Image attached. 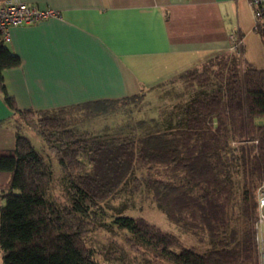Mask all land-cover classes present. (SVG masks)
Here are the masks:
<instances>
[{
    "label": "trees",
    "instance_id": "16d2710c",
    "mask_svg": "<svg viewBox=\"0 0 264 264\" xmlns=\"http://www.w3.org/2000/svg\"><path fill=\"white\" fill-rule=\"evenodd\" d=\"M256 31L264 41V23L258 22ZM20 65V56L0 32V92L17 115L39 114L32 125L43 134L59 135V145L52 149L69 178L74 200L72 204L49 200L53 169L31 139L18 133L15 148L0 150V188L4 190L0 245L4 264H104L94 257L85 240L89 223L84 217L98 203L115 195L140 165L183 170L188 181L201 189L195 195L177 182L146 179L171 221L194 233L206 230L215 246L206 253L182 246L176 235L143 217L119 215L114 220L116 225L128 230L156 257L173 264H260L254 225L241 239L236 230L224 237L234 192L230 176L222 172L226 162L235 158L242 162L248 175L242 193L243 210L253 220L257 214L255 191L264 183V68L248 62L244 70L229 66L227 77L219 70L216 77L221 83L217 88L211 75L188 70L189 76L182 77L203 90L193 100L184 128L172 134L91 138L85 147L69 130L62 113L86 108L98 115L112 104L129 102L134 95L52 110H21L5 81V71ZM231 140L242 143L241 152L238 157L224 158L221 150ZM140 185L136 180L135 189Z\"/></svg>",
    "mask_w": 264,
    "mask_h": 264
},
{
    "label": "crops",
    "instance_id": "0c3cea01",
    "mask_svg": "<svg viewBox=\"0 0 264 264\" xmlns=\"http://www.w3.org/2000/svg\"><path fill=\"white\" fill-rule=\"evenodd\" d=\"M25 1L59 16L9 30L5 42L21 65L6 70L5 81L21 110L136 95L227 51L235 33L244 39L245 60L264 68V41L248 0ZM16 116L0 92V150L15 148ZM2 257L0 245V264Z\"/></svg>",
    "mask_w": 264,
    "mask_h": 264
},
{
    "label": "rangeland",
    "instance_id": "374dc122",
    "mask_svg": "<svg viewBox=\"0 0 264 264\" xmlns=\"http://www.w3.org/2000/svg\"><path fill=\"white\" fill-rule=\"evenodd\" d=\"M259 23L263 24L264 19ZM243 54V46L241 50H233L231 44L227 51L205 59L192 70L206 76L211 75L214 80L212 85L217 88L221 83L216 77L217 71H223L227 77L229 66L237 65L241 70L245 69L247 60ZM186 72L170 76L143 89L129 102L122 101L108 106L105 113L97 115L86 108H75L66 110L62 116L68 121L69 130L82 140V146L85 147H88L87 142L91 138H113L129 134L143 137L157 132L172 134L175 130L186 126L188 113L193 106L192 102L203 90L197 83L191 86L187 78L182 77L189 76ZM39 118V114L30 113L27 116L17 115L14 121L20 134L30 135L35 147L44 155L53 169L54 176L49 200L57 204H72L74 197L69 178L58 163L57 155L52 149V146L59 145L56 140L59 135L55 132L43 134L36 125H32L34 121L37 123ZM241 144L240 141L231 140L221 150L222 156L224 158L233 155L238 157ZM225 166L222 173L230 176L234 198L228 205L230 223L224 237L228 238L231 231L236 230L238 238L241 239L251 224L254 225L256 218L255 214L250 221L243 210L242 193L248 175L239 158L226 162ZM149 177L177 182L183 189L195 195L201 193L197 185L188 181L183 170L165 165L137 166L115 195L105 202L98 203L84 217L89 223L85 240L93 251L94 257L101 263L173 264L161 257H156L149 247L135 240L128 230L116 225L114 220L119 215L143 217L176 235L182 246L193 247L201 253H206L215 246L206 230L194 233L182 224L169 219L165 208L153 196V190L146 180ZM136 180L141 181L139 189H135ZM255 193L257 199V190Z\"/></svg>",
    "mask_w": 264,
    "mask_h": 264
},
{
    "label": "built area",
    "instance_id": "2783aa9c",
    "mask_svg": "<svg viewBox=\"0 0 264 264\" xmlns=\"http://www.w3.org/2000/svg\"><path fill=\"white\" fill-rule=\"evenodd\" d=\"M255 10L256 24L264 19V0H248ZM59 16L54 8H43L25 0H2L0 2V32L9 40L12 26L32 25L51 17ZM244 40L239 33L232 35L233 50H241ZM255 238L260 264H264V183L257 189V214L254 220Z\"/></svg>",
    "mask_w": 264,
    "mask_h": 264
}]
</instances>
